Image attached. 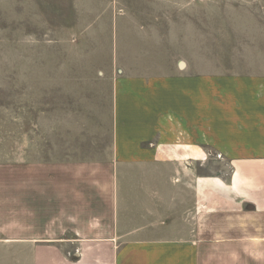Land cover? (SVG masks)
I'll return each mask as SVG.
<instances>
[{
	"label": "crops",
	"instance_id": "1",
	"mask_svg": "<svg viewBox=\"0 0 264 264\" xmlns=\"http://www.w3.org/2000/svg\"><path fill=\"white\" fill-rule=\"evenodd\" d=\"M119 67L49 159L2 162L0 264H264V59Z\"/></svg>",
	"mask_w": 264,
	"mask_h": 264
},
{
	"label": "rangeland",
	"instance_id": "2",
	"mask_svg": "<svg viewBox=\"0 0 264 264\" xmlns=\"http://www.w3.org/2000/svg\"><path fill=\"white\" fill-rule=\"evenodd\" d=\"M260 59L264 0H0V175L60 150L73 112L108 108L120 65L206 74Z\"/></svg>",
	"mask_w": 264,
	"mask_h": 264
}]
</instances>
